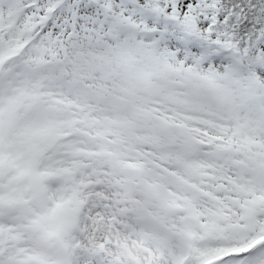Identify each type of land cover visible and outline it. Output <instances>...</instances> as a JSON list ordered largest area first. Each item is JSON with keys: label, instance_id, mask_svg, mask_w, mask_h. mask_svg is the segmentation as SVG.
Instances as JSON below:
<instances>
[{"label": "snow or ice", "instance_id": "1", "mask_svg": "<svg viewBox=\"0 0 264 264\" xmlns=\"http://www.w3.org/2000/svg\"><path fill=\"white\" fill-rule=\"evenodd\" d=\"M0 264H264V0H0Z\"/></svg>", "mask_w": 264, "mask_h": 264}]
</instances>
